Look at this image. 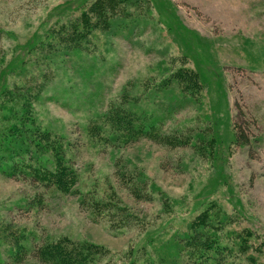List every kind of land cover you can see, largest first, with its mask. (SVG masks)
<instances>
[{
	"label": "rangeland",
	"instance_id": "rangeland-1",
	"mask_svg": "<svg viewBox=\"0 0 264 264\" xmlns=\"http://www.w3.org/2000/svg\"><path fill=\"white\" fill-rule=\"evenodd\" d=\"M94 1L0 0L5 82L38 75L33 115L63 136L77 178L66 193L0 160V221L27 242L12 264H51L35 248L58 237L100 250L88 264H264V0L126 2L134 15L60 47L64 24ZM180 70L202 88L184 91ZM115 106L156 126L129 136ZM46 157L31 162L54 169ZM207 233L224 244L217 259L200 254Z\"/></svg>",
	"mask_w": 264,
	"mask_h": 264
},
{
	"label": "trees",
	"instance_id": "trees-1",
	"mask_svg": "<svg viewBox=\"0 0 264 264\" xmlns=\"http://www.w3.org/2000/svg\"><path fill=\"white\" fill-rule=\"evenodd\" d=\"M126 2H132L138 7L144 3L143 0L94 1L87 10L74 19H70L67 24H64L63 29L60 31L59 46L63 49L76 48L82 44L85 34L93 32V26L102 25L104 27H111L112 16L117 13L128 16L134 15L130 11L124 12L125 7L123 6ZM162 4L166 11H172L168 3L163 2ZM46 57H48L46 54L41 55L42 59ZM21 63L22 65L20 64L17 68L23 67V64H25L23 61ZM24 71V78L21 83L9 84L5 82L3 70H0V149H2L0 151V160L5 161H2V169H5L6 173L11 172L12 174L14 172H21L26 177L34 179L37 182L43 181L47 186L51 184L60 191L71 192L77 178L75 170L71 168L68 159L64 155L65 148L61 140L63 136L61 134L55 136L47 129L42 126L40 127V123L36 120L32 111L33 104L31 99L36 97L34 94L36 93L34 92L35 88L33 85L27 84L33 80H37L38 75L35 72L32 73L28 67ZM197 77H199L198 73L193 70H180L177 75L178 84L182 86L184 91L188 89L190 94H193L194 90L202 88L203 84ZM42 85H44L43 81L38 86L42 87ZM115 112L117 117H119L118 122L116 121L115 124L126 129L125 131H127V135L129 136L132 135L131 131L140 132L142 125L145 128V132L156 126L155 118L147 120L146 123L141 120V122H138L140 124L132 125V122L125 118V112L121 108L115 106L113 114ZM234 123L235 140H247L240 123L236 121ZM46 153L51 155L54 169H42V166L34 167L31 161L48 162ZM217 210L220 212L222 209L217 208ZM212 214L217 216L219 213ZM217 218L221 217L217 216ZM222 220L219 219L216 223H222ZM205 222L209 223L207 219H205ZM202 233L205 236V233ZM22 236V231L12 228L4 220L0 221V264H12L17 261L15 252L21 249L22 243H27ZM5 240L14 243L11 245L12 248H10L13 251L11 263L6 260L7 256L5 259L3 258L10 250L9 244ZM213 243L216 244L214 245ZM223 245L219 244V241L215 236H212V233H207L206 239H203L200 245L202 246L200 247V254L210 253L217 259ZM35 250V255L40 260L51 264H88L90 260L94 259L96 254H100V250H91L87 244L73 242L67 237L42 241Z\"/></svg>",
	"mask_w": 264,
	"mask_h": 264
}]
</instances>
